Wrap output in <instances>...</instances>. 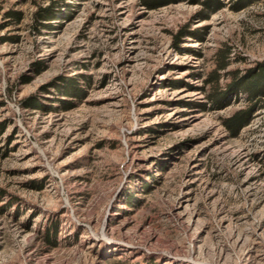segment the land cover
<instances>
[{"label":"rangeland","instance_id":"1","mask_svg":"<svg viewBox=\"0 0 264 264\" xmlns=\"http://www.w3.org/2000/svg\"><path fill=\"white\" fill-rule=\"evenodd\" d=\"M238 1L0 0V264H264V89L223 123L264 65Z\"/></svg>","mask_w":264,"mask_h":264},{"label":"trees","instance_id":"2","mask_svg":"<svg viewBox=\"0 0 264 264\" xmlns=\"http://www.w3.org/2000/svg\"><path fill=\"white\" fill-rule=\"evenodd\" d=\"M139 3L144 6L148 10H155L163 6L170 5L172 3H176L182 0H138ZM189 2L199 4L202 6V9L205 11H211L215 12L220 10L223 7L222 0H187ZM238 1V0H237ZM239 2V1H238ZM235 9L239 10L241 7L238 3L234 6ZM36 22L34 25L35 29H38V26H41L40 20L45 21H51L54 18V14L52 9H39L35 13ZM18 21L22 19V16L20 13L14 14L12 17ZM48 27L49 26H45ZM186 35V28H184L182 31L179 32L178 35L175 36V45L178 46L181 43V40ZM229 58V52L226 50V52H223V54H220L219 57V65L218 68L220 70L226 69L228 66V59ZM39 71V70H38ZM212 83H218L219 79L218 76H215L214 78H211ZM31 81V78H26L25 83H28ZM232 84L229 86V89H231V92H243L247 94V99L252 105L247 108L246 110H240L235 112L232 116L226 118L224 120L225 127L233 134L237 135L242 128L248 125L250 121V117L252 114V111L256 105V101L259 98V95L261 92H263L264 89V65L261 66L258 71L249 73L247 75H241L237 71L233 72V80ZM226 98L227 95L222 92V94L218 92H214L209 95V100L213 103L219 104V102ZM26 105H32L29 100L26 102ZM37 104H35L36 106ZM151 133H155V130L149 129ZM131 195L126 196V200L128 204H132L131 202ZM55 231V230H54ZM50 232L47 233L46 240L47 242L51 243Z\"/></svg>","mask_w":264,"mask_h":264}]
</instances>
